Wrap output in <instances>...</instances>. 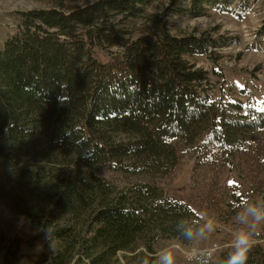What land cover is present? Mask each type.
Segmentation results:
<instances>
[{
	"label": "trees",
	"instance_id": "obj_1",
	"mask_svg": "<svg viewBox=\"0 0 264 264\" xmlns=\"http://www.w3.org/2000/svg\"><path fill=\"white\" fill-rule=\"evenodd\" d=\"M153 1L31 10L0 48V162L47 143L44 160L67 167L55 188L75 220L53 229L61 247L50 264H118L120 252L151 264L159 238L189 245L184 230L199 228L191 206L149 182L119 188L100 172L164 177L179 162L174 141L193 145L206 135L235 148L264 130V106H226L209 91L208 72L187 60L213 58L224 38L131 29ZM234 2L190 0L187 11L200 17L206 6ZM247 264H264V248L252 247Z\"/></svg>",
	"mask_w": 264,
	"mask_h": 264
},
{
	"label": "rangeland",
	"instance_id": "obj_2",
	"mask_svg": "<svg viewBox=\"0 0 264 264\" xmlns=\"http://www.w3.org/2000/svg\"><path fill=\"white\" fill-rule=\"evenodd\" d=\"M59 2L74 8L87 0H0V48L18 32L23 13L50 9ZM189 4L190 0L176 4L173 0H154L144 15L133 21L131 29L137 35L156 34L166 28L178 36L206 33L224 38L226 42L214 49L213 58L197 55L187 60L208 72L209 91L226 106L240 102L245 108L262 109L264 0H235L229 10L206 6L200 17L189 15ZM97 55L104 62L110 59L109 54ZM174 144L179 162L167 176L140 180L108 170L100 175L119 188L130 180L162 188L168 197L193 208L199 227L208 219L216 221L214 232L191 240L189 245L159 238L153 246L156 254L151 264H159L164 250L172 251L174 264H195L188 253L213 244L220 248L210 264H226L234 251V234L245 227L235 219L242 211V202L264 199V130L249 134L235 148L212 142L206 135L193 145ZM46 148L44 143L37 152L31 149L29 154H15L13 160L0 162V264H50L61 247L52 235L53 229L65 219L75 220L64 210L65 201L60 200L61 192L55 188L60 181L58 175L67 167L58 164L56 169L49 159L44 160ZM201 215L205 219L199 220ZM257 246L264 248V223L253 228V248ZM133 256L120 252L118 264H138Z\"/></svg>",
	"mask_w": 264,
	"mask_h": 264
},
{
	"label": "clouds",
	"instance_id": "obj_3",
	"mask_svg": "<svg viewBox=\"0 0 264 264\" xmlns=\"http://www.w3.org/2000/svg\"><path fill=\"white\" fill-rule=\"evenodd\" d=\"M242 211L238 212L235 219L238 224L244 225L234 234L231 247L234 251L230 254L226 264H247L249 253L253 247V228L264 223V199L257 203H252L245 199L242 204ZM200 219H205L201 215ZM198 223V222H197ZM216 221L208 219L207 222L197 230L187 228L183 235L189 240L203 239L207 233L214 232L217 227ZM190 257L202 255L196 249L188 253ZM159 264H174V255L170 250H164L159 256ZM201 264H206V261H201Z\"/></svg>",
	"mask_w": 264,
	"mask_h": 264
},
{
	"label": "built area",
	"instance_id": "obj_4",
	"mask_svg": "<svg viewBox=\"0 0 264 264\" xmlns=\"http://www.w3.org/2000/svg\"><path fill=\"white\" fill-rule=\"evenodd\" d=\"M219 246L217 244H213L210 247L203 249L201 251H198L199 253H202V255H199L197 257H188L190 261H192L195 264H201V261H206V264H210L217 252L219 251Z\"/></svg>",
	"mask_w": 264,
	"mask_h": 264
}]
</instances>
